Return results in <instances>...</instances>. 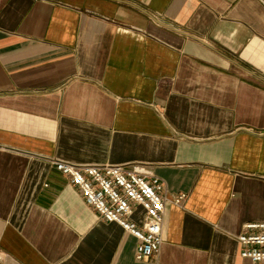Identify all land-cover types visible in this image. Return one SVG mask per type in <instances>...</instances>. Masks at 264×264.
Instances as JSON below:
<instances>
[{
    "label": "crops",
    "instance_id": "0c3cea01",
    "mask_svg": "<svg viewBox=\"0 0 264 264\" xmlns=\"http://www.w3.org/2000/svg\"><path fill=\"white\" fill-rule=\"evenodd\" d=\"M51 159L164 184L163 244L100 220ZM137 208L133 220L141 222ZM264 222V0H0V260L256 264Z\"/></svg>",
    "mask_w": 264,
    "mask_h": 264
},
{
    "label": "built area",
    "instance_id": "2783aa9c",
    "mask_svg": "<svg viewBox=\"0 0 264 264\" xmlns=\"http://www.w3.org/2000/svg\"><path fill=\"white\" fill-rule=\"evenodd\" d=\"M50 161L70 179L100 220L117 224L137 240L136 260L158 254L163 244L165 207H183L186 194L168 197L160 179L138 166ZM137 208L143 210L141 222L133 220ZM237 240L243 259L264 264V222L245 224ZM0 264L4 263L0 260Z\"/></svg>",
    "mask_w": 264,
    "mask_h": 264
}]
</instances>
